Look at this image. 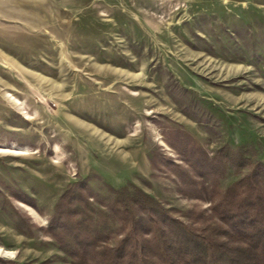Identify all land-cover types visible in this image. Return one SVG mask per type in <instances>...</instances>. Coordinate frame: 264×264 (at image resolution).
<instances>
[{
	"label": "rangeland",
	"instance_id": "obj_1",
	"mask_svg": "<svg viewBox=\"0 0 264 264\" xmlns=\"http://www.w3.org/2000/svg\"><path fill=\"white\" fill-rule=\"evenodd\" d=\"M172 129L264 162V0H0V258L73 264L41 228L86 179L208 210L151 163Z\"/></svg>",
	"mask_w": 264,
	"mask_h": 264
},
{
	"label": "trees",
	"instance_id": "obj_2",
	"mask_svg": "<svg viewBox=\"0 0 264 264\" xmlns=\"http://www.w3.org/2000/svg\"><path fill=\"white\" fill-rule=\"evenodd\" d=\"M165 135L182 163L157 155L152 165L167 166L178 192L211 203L208 210L180 213L131 182L101 195L86 179L64 191L41 231L73 264H264V162L254 145L210 155L181 129ZM229 170L238 179L223 189ZM16 227L35 226L19 219Z\"/></svg>",
	"mask_w": 264,
	"mask_h": 264
},
{
	"label": "bare ground",
	"instance_id": "obj_3",
	"mask_svg": "<svg viewBox=\"0 0 264 264\" xmlns=\"http://www.w3.org/2000/svg\"><path fill=\"white\" fill-rule=\"evenodd\" d=\"M11 98L13 97V96H10ZM13 100H15V98H12ZM16 101V100H15ZM17 103H18V101H17Z\"/></svg>",
	"mask_w": 264,
	"mask_h": 264
}]
</instances>
